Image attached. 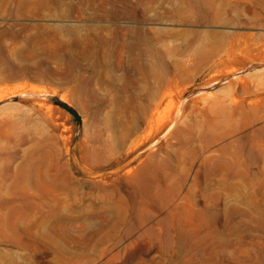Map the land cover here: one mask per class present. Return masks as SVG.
<instances>
[{"label": "rangeland", "instance_id": "rangeland-1", "mask_svg": "<svg viewBox=\"0 0 264 264\" xmlns=\"http://www.w3.org/2000/svg\"><path fill=\"white\" fill-rule=\"evenodd\" d=\"M0 264H264V0H0Z\"/></svg>", "mask_w": 264, "mask_h": 264}, {"label": "bare ground", "instance_id": "bare-ground-1", "mask_svg": "<svg viewBox=\"0 0 264 264\" xmlns=\"http://www.w3.org/2000/svg\"><path fill=\"white\" fill-rule=\"evenodd\" d=\"M28 95L33 97V98H38V96L46 98L48 96V92L38 91V92L29 93Z\"/></svg>", "mask_w": 264, "mask_h": 264}]
</instances>
